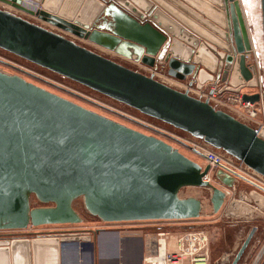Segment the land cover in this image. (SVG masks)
<instances>
[{"label":"water","instance_id":"obj_1","mask_svg":"<svg viewBox=\"0 0 264 264\" xmlns=\"http://www.w3.org/2000/svg\"><path fill=\"white\" fill-rule=\"evenodd\" d=\"M0 1L128 58L164 64L168 75L190 77L196 87L213 80L221 83L218 92L258 100V93L246 92L257 78L242 54L250 39L238 0H42L43 8L36 11L22 7L21 0ZM260 10L264 75V0ZM0 49L199 138L264 177V128L239 121L208 98L1 8ZM208 171L209 165L161 138L0 71V230L78 223L72 203L79 197L103 222L197 218L201 200L181 197L179 191L210 188L217 212L225 193L203 180ZM213 176L227 187L233 183L221 170ZM31 196L50 205L32 207ZM255 230L247 233L230 264L238 263ZM89 238L62 237V259L68 247L90 248Z\"/></svg>","mask_w":264,"mask_h":264},{"label":"rangeland","instance_id":"obj_2","mask_svg":"<svg viewBox=\"0 0 264 264\" xmlns=\"http://www.w3.org/2000/svg\"><path fill=\"white\" fill-rule=\"evenodd\" d=\"M26 3H28L31 8H36L37 6L43 8L42 0H27ZM238 3L240 12L242 14V19L244 21V26L249 34V39L251 36V39L254 41L255 47L260 52L262 58L260 0H238ZM17 13L19 12L17 11ZM19 14H21L20 16L32 22L38 23L44 27L59 32L69 38H72L76 42L94 50L95 52H98L112 60H115L116 62H119L134 70L140 71L146 75H149L156 70L154 78L179 90H184V87H186L187 85L191 88V90L188 91L189 94L195 97H201L196 94L198 92L206 96L211 91L210 88L211 83H214L213 80H206L200 84V87H196V81L190 77H187L185 80H181V82L173 79H167L166 66L164 64L155 65L156 69H152V67L154 68V66H149L141 61L139 62L137 60L128 58L112 50L106 49L97 44H93L88 40L80 39L71 33H64V31L59 30L55 26L48 24L47 22L39 19L34 15H27L22 11ZM0 70L8 74L19 75L27 81H30L53 93L67 98L79 105L84 106L85 108L109 117L143 133L152 134L158 138H161L177 148L181 153H183L190 159L200 163L201 165H205L204 159L200 156L195 155L189 149L190 142L194 140V137L186 132H183L159 120L141 114L137 110L130 108L125 104H122L98 92H95L86 86H83L68 78L62 77L54 72L28 62L2 49H0ZM190 79L192 80L191 85L189 83ZM226 92L227 91L220 92L222 94V99L224 98V96H226ZM204 96H202L201 98L204 99ZM209 102L215 108L226 111L225 108L221 105H216V101L210 99ZM174 137L178 138L180 142L176 141L177 139H174ZM213 149L216 151L218 150L215 148ZM235 162L238 163V161ZM234 192L235 194L233 195H227L224 203L222 204V207L217 212H213L210 201L208 199L210 198V196L207 188L195 186L182 187L179 191V195L181 197L194 196L202 200L203 207L201 216L192 219L151 221L149 225L142 223V221L103 222L99 218L91 215L85 209L83 200L81 197H79L73 201L72 206L80 215V222L67 224H46L40 226L29 225L25 229L0 230V240H4L5 238L15 240L23 237L30 238L31 236H42L45 234L54 233L64 234L67 232H88L89 234H91V232L101 229L117 230L120 233H132V230L136 228H138L137 231L138 233H140L139 235L142 238L143 232L153 231L158 227V225L166 229H205L209 232L210 238V264H230L235 253L245 239L247 233L253 226H258V230L252 236L248 246L244 250L237 263L252 264L254 256H256V254L261 249L262 244L264 243V217H259V215L257 214L256 216L255 213L257 212V210L254 211L252 209V211L250 209V211H247L245 215H240V218L236 219L234 217L225 215L224 209L227 204H229L234 198H238V196L244 198L245 200H249L250 197H254L260 201V199H263L261 196L264 195L256 191L244 180H239L236 182ZM30 204L32 207L50 205V203L39 202L34 196L30 197ZM139 228H141V230ZM84 235L85 233L80 234V236L82 237ZM257 239H260L259 243H257ZM83 241L87 242L86 240ZM89 249L90 248L83 249L80 245L78 246V248H76V250L75 247H68L66 250L68 254H65L64 258L61 259V263L82 264L81 261L83 251L85 261L84 264H88L89 258L87 253ZM262 259L259 264L263 262L264 259Z\"/></svg>","mask_w":264,"mask_h":264},{"label":"built area","instance_id":"obj_3","mask_svg":"<svg viewBox=\"0 0 264 264\" xmlns=\"http://www.w3.org/2000/svg\"><path fill=\"white\" fill-rule=\"evenodd\" d=\"M26 2L27 0H21L20 5L26 9H30L33 11L42 9L40 6L31 8ZM0 8L18 15H21L19 14L21 13V11L24 12V14H29L4 1H0ZM17 11L19 13H17ZM242 54L244 56L245 63L254 68L257 78V85L252 88H246V92L258 93V100H244L241 93L235 92H226V96H224V98L222 99V94L218 92V88L220 87L221 83H211V92L206 96L200 94V92L196 94L201 97L204 96V98H208V100L211 99L213 101H216V105H221L222 107H224L228 113H230L239 121L250 125L256 130H260L261 128H264V99L262 97V93L264 92L263 61L260 52L255 47L254 41L251 39V36L250 46L247 50H242ZM152 69H156V67H152ZM155 71H153L154 73L152 72L150 74H153L154 76V74L156 73ZM166 78L181 82V80L174 78L168 74H166ZM190 82L192 83L191 79ZM184 90L189 91L191 90V88L186 85V87H184ZM174 139H177L176 141L180 142L178 138L174 137ZM189 149L195 155L202 157L205 161V164L209 165V171L202 177L203 180L208 181L214 185H218V187H220L224 191L225 198L228 194H235V184L239 180H244L245 182L253 186L254 189L264 194V177L250 167L243 164L241 161L239 162V160H237L233 156L227 154L222 150H214L213 148H211V146H209L199 138H194V140L190 142ZM235 161H238L239 164ZM216 170H221L233 177V183L230 187L225 186L219 180L214 178L213 173ZM207 189L210 196L211 189ZM243 199L244 198L240 196H238V198H234L229 204L225 206L224 214L237 219L240 218V215L243 216L247 211L253 209L254 211L257 210L255 215L257 214L259 215V217H264V202H261L257 199H246L247 201ZM247 202H249L250 204ZM201 203L203 207L202 200ZM246 205L249 208H247ZM202 207L199 216H201ZM141 221L142 223L149 225L151 221L157 220ZM137 229L138 228L133 230ZM139 229L141 230V228ZM142 240V264H210V238L209 232L205 229H166L158 225V227L153 231L143 232ZM259 242L260 239H257V243ZM263 254L264 243L262 244V247L256 254V256H254L252 264H259L264 256ZM261 264H264V260Z\"/></svg>","mask_w":264,"mask_h":264},{"label":"crops","instance_id":"obj_4","mask_svg":"<svg viewBox=\"0 0 264 264\" xmlns=\"http://www.w3.org/2000/svg\"><path fill=\"white\" fill-rule=\"evenodd\" d=\"M261 197L263 199L260 201L264 202V196ZM255 227L257 231L258 226ZM84 233V236H90L91 242L87 253L88 264H142L143 240L137 230L120 233L117 230L101 229L91 234ZM65 235L72 234L54 233L0 240V264H62L61 238Z\"/></svg>","mask_w":264,"mask_h":264},{"label":"flooded vegetation","instance_id":"obj_5","mask_svg":"<svg viewBox=\"0 0 264 264\" xmlns=\"http://www.w3.org/2000/svg\"><path fill=\"white\" fill-rule=\"evenodd\" d=\"M64 33H68V32H64ZM77 37V36H76ZM79 38V37H78ZM80 39H83V38H80ZM83 40H86V39H83ZM84 232H77V233H75V232H70L69 234H72V235H74V236H80V234H83ZM255 233V232H254ZM65 236H71V235H65ZM64 236V237H65Z\"/></svg>","mask_w":264,"mask_h":264},{"label":"bare ground","instance_id":"obj_6","mask_svg":"<svg viewBox=\"0 0 264 264\" xmlns=\"http://www.w3.org/2000/svg\"><path fill=\"white\" fill-rule=\"evenodd\" d=\"M62 237H64V236H62Z\"/></svg>","mask_w":264,"mask_h":264}]
</instances>
